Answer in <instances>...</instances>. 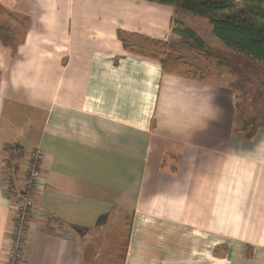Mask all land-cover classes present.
<instances>
[{
    "label": "crops",
    "instance_id": "1",
    "mask_svg": "<svg viewBox=\"0 0 264 264\" xmlns=\"http://www.w3.org/2000/svg\"><path fill=\"white\" fill-rule=\"evenodd\" d=\"M190 19L148 0H0V264L5 164L31 148L45 176L22 264H264V125L248 136L229 86L117 36L173 47L178 24L200 37Z\"/></svg>",
    "mask_w": 264,
    "mask_h": 264
},
{
    "label": "trees",
    "instance_id": "2",
    "mask_svg": "<svg viewBox=\"0 0 264 264\" xmlns=\"http://www.w3.org/2000/svg\"><path fill=\"white\" fill-rule=\"evenodd\" d=\"M148 1L170 5L199 20H205L210 25L211 35L226 48L257 60H264V0ZM171 32L194 54L205 60H219L206 51V44L191 29L178 25L172 28ZM117 36L128 53L158 60L165 70L173 73L186 69V64L175 49L163 41L123 31H118ZM251 123L248 136L264 125V115L260 116L257 124ZM245 129L248 130L244 126L242 131L246 133Z\"/></svg>",
    "mask_w": 264,
    "mask_h": 264
},
{
    "label": "rangeland",
    "instance_id": "3",
    "mask_svg": "<svg viewBox=\"0 0 264 264\" xmlns=\"http://www.w3.org/2000/svg\"><path fill=\"white\" fill-rule=\"evenodd\" d=\"M191 18L189 22L196 27L198 35L206 42V51L219 60H205L174 38L173 48L186 64L183 71L192 78L218 81L229 86L235 94L238 115L257 124L260 116L264 115V60L221 47L210 38L208 23L205 20L192 16ZM120 257L116 258L118 262L115 260V264H120Z\"/></svg>",
    "mask_w": 264,
    "mask_h": 264
},
{
    "label": "built area",
    "instance_id": "4",
    "mask_svg": "<svg viewBox=\"0 0 264 264\" xmlns=\"http://www.w3.org/2000/svg\"><path fill=\"white\" fill-rule=\"evenodd\" d=\"M24 162L17 166L6 162L5 177L10 196V239L2 254V264H22L29 233L28 218L34 207V199L40 194L39 189L45 176L44 152L31 148L23 152ZM18 173V188H13L14 176ZM48 219H52L51 216Z\"/></svg>",
    "mask_w": 264,
    "mask_h": 264
}]
</instances>
